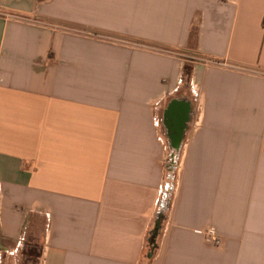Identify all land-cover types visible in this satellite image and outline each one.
<instances>
[{
	"label": "crops",
	"instance_id": "crops-1",
	"mask_svg": "<svg viewBox=\"0 0 264 264\" xmlns=\"http://www.w3.org/2000/svg\"><path fill=\"white\" fill-rule=\"evenodd\" d=\"M28 240L37 264H264V0H0V264Z\"/></svg>",
	"mask_w": 264,
	"mask_h": 264
},
{
	"label": "trees",
	"instance_id": "trees-1",
	"mask_svg": "<svg viewBox=\"0 0 264 264\" xmlns=\"http://www.w3.org/2000/svg\"><path fill=\"white\" fill-rule=\"evenodd\" d=\"M192 74H193V66L190 64H186L183 70V84L186 89H189L191 86ZM172 152H174L175 154L177 153V156H178V153H180L179 150H175L173 148H172ZM173 157H175V155L170 156V158H168L167 166H166V170L168 173L166 179L172 182V185L171 184L168 185L167 183L165 184L161 198L159 200L158 210L155 216V223L152 227V230L149 234L148 241H147V254H146L147 256L146 257H149V258H152L155 250L158 247L159 238L162 234L164 224L167 220V215L172 207L173 195L176 189V184H175L176 171L175 170L178 169L175 166V164L177 163L173 160ZM172 174L174 176H172ZM40 251H41V248L38 242L28 240L25 244V249L23 252L24 254L23 264H37L41 257Z\"/></svg>",
	"mask_w": 264,
	"mask_h": 264
},
{
	"label": "water",
	"instance_id": "water-1",
	"mask_svg": "<svg viewBox=\"0 0 264 264\" xmlns=\"http://www.w3.org/2000/svg\"><path fill=\"white\" fill-rule=\"evenodd\" d=\"M192 107L190 103H185L180 100H172L165 111V119H171V122L166 121L165 125L168 130L172 131L171 148L180 150L183 143L185 131L187 129Z\"/></svg>",
	"mask_w": 264,
	"mask_h": 264
},
{
	"label": "built area",
	"instance_id": "built-area-1",
	"mask_svg": "<svg viewBox=\"0 0 264 264\" xmlns=\"http://www.w3.org/2000/svg\"><path fill=\"white\" fill-rule=\"evenodd\" d=\"M207 239L215 244V246L219 247L222 244L221 239L219 238V235L217 231L213 228L207 230L206 232Z\"/></svg>",
	"mask_w": 264,
	"mask_h": 264
},
{
	"label": "rangeland",
	"instance_id": "rangeland-1",
	"mask_svg": "<svg viewBox=\"0 0 264 264\" xmlns=\"http://www.w3.org/2000/svg\"><path fill=\"white\" fill-rule=\"evenodd\" d=\"M168 147H169V149H168L169 152L168 153H169V155H171V154L175 155V157H173V160L177 163V164H175V166L179 169V165H180V153H178V156H177V153L176 154L174 152L172 153L170 146H168ZM169 158H170V156H169ZM177 170H175L176 171V173H175V175H176L175 184H177V174H178V171ZM172 176H174V175L172 174ZM166 183L168 185H170V184L172 185V182L168 181L167 179H166ZM167 218H168V215H167Z\"/></svg>",
	"mask_w": 264,
	"mask_h": 264
},
{
	"label": "flooded vegetation",
	"instance_id": "flooded-vegetation-1",
	"mask_svg": "<svg viewBox=\"0 0 264 264\" xmlns=\"http://www.w3.org/2000/svg\"><path fill=\"white\" fill-rule=\"evenodd\" d=\"M172 100H170L169 102H168V104L171 102ZM183 102H185V103H187L186 101H183ZM168 104H167V106H168ZM167 108V107H166ZM165 111H166V109H165ZM188 118H189V122H190V120H191V113H189L188 114ZM166 121H168V122H171V119L169 118V119H165V112H164V122H166Z\"/></svg>",
	"mask_w": 264,
	"mask_h": 264
}]
</instances>
